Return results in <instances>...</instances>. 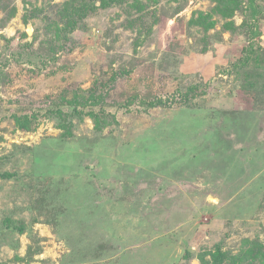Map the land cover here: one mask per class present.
<instances>
[{
    "label": "rangeland",
    "instance_id": "rangeland-1",
    "mask_svg": "<svg viewBox=\"0 0 264 264\" xmlns=\"http://www.w3.org/2000/svg\"><path fill=\"white\" fill-rule=\"evenodd\" d=\"M0 264H264V0H0Z\"/></svg>",
    "mask_w": 264,
    "mask_h": 264
},
{
    "label": "trees",
    "instance_id": "trees-1",
    "mask_svg": "<svg viewBox=\"0 0 264 264\" xmlns=\"http://www.w3.org/2000/svg\"><path fill=\"white\" fill-rule=\"evenodd\" d=\"M193 93H194V92H193ZM91 117L94 118L93 120H94L95 122L97 121L96 124L98 125V124H99L98 121L100 122V120L97 118V116L94 115V114H91ZM25 128H31V127H25ZM213 261H214V263H216V261H217V257H216V255H215Z\"/></svg>",
    "mask_w": 264,
    "mask_h": 264
},
{
    "label": "bare ground",
    "instance_id": "bare-ground-1",
    "mask_svg": "<svg viewBox=\"0 0 264 264\" xmlns=\"http://www.w3.org/2000/svg\"><path fill=\"white\" fill-rule=\"evenodd\" d=\"M27 32L30 33V29H28Z\"/></svg>",
    "mask_w": 264,
    "mask_h": 264
}]
</instances>
